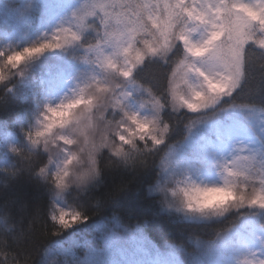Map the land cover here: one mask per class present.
Segmentation results:
<instances>
[{"label": "snow or ice", "instance_id": "6c2138e0", "mask_svg": "<svg viewBox=\"0 0 264 264\" xmlns=\"http://www.w3.org/2000/svg\"><path fill=\"white\" fill-rule=\"evenodd\" d=\"M0 3V264H264V0Z\"/></svg>", "mask_w": 264, "mask_h": 264}, {"label": "trees", "instance_id": "16d2710c", "mask_svg": "<svg viewBox=\"0 0 264 264\" xmlns=\"http://www.w3.org/2000/svg\"><path fill=\"white\" fill-rule=\"evenodd\" d=\"M70 1H71V3H74L76 0H70ZM15 16H16L15 12H10L8 9H6L4 7L3 3H0V38L2 35L5 34L6 27L8 25H10L14 21H16L17 23L20 22V21H18V19ZM20 24H24V23L20 22ZM38 24H39V21L37 20L35 22V25H38ZM24 35H25V38H29V40L34 38L32 32H30L29 36L27 33H24ZM63 58H64L63 54L59 53V52L52 53L47 57V59H63ZM41 59H42V61L45 60V58H41ZM39 71L40 70H38V72ZM127 206H128V203L122 201V202L117 203L114 206L113 210L115 211V213L117 215H119L121 217V219L123 220L124 223H126V224L129 222L134 223L135 221H129V219H128ZM111 214H112V211H109L108 215L110 216ZM41 231H42V229H41ZM149 235L157 244L163 243V239L159 233H157L155 231H149ZM174 235L179 237L178 232L174 233ZM103 236H104V233L100 230H95V231L90 230L86 234L85 238L88 239L89 241H91L94 247L100 248L103 246ZM56 239H57V237L52 236L51 233H49L47 236H42V235L37 234L33 237V243L34 244H41V243H44L48 240H56ZM83 251H84V249H78L77 250L78 254H80V255L83 254ZM34 256H35V253H33V258H34Z\"/></svg>", "mask_w": 264, "mask_h": 264}, {"label": "rangeland", "instance_id": "374dc122", "mask_svg": "<svg viewBox=\"0 0 264 264\" xmlns=\"http://www.w3.org/2000/svg\"><path fill=\"white\" fill-rule=\"evenodd\" d=\"M63 2L65 4L71 3L70 0H63ZM74 3H72V4H74ZM67 10H68L67 8L64 9L65 12ZM15 17L18 19L17 14H16ZM51 22H56V21L53 20ZM17 24H18V30H17V32L15 34V37L11 38V39H5V34L2 35L1 38H0V45H3L4 43H12L14 45L18 44V45L22 46L24 43H27V42L30 41L29 38H25V35H24V33H27L28 36H29L30 31L28 30V28L24 24H20V22H18Z\"/></svg>", "mask_w": 264, "mask_h": 264}]
</instances>
